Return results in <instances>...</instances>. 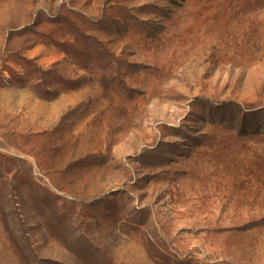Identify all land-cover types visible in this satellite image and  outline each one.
Returning <instances> with one entry per match:
<instances>
[{
  "label": "rangeland",
  "instance_id": "374dc122",
  "mask_svg": "<svg viewBox=\"0 0 264 264\" xmlns=\"http://www.w3.org/2000/svg\"><path fill=\"white\" fill-rule=\"evenodd\" d=\"M0 264H264V0H0Z\"/></svg>",
  "mask_w": 264,
  "mask_h": 264
}]
</instances>
